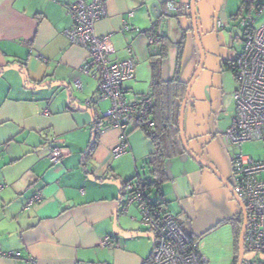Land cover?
<instances>
[{"label": "crops", "instance_id": "1", "mask_svg": "<svg viewBox=\"0 0 264 264\" xmlns=\"http://www.w3.org/2000/svg\"><path fill=\"white\" fill-rule=\"evenodd\" d=\"M75 1L0 0V251L18 253L0 256V264H145L155 246L156 237L141 225L137 206L123 204L125 182L144 170L154 147L130 119L124 129L128 149L111 156L121 133L107 127L104 113L110 102L96 97L98 68L86 49L64 34L72 26L67 7ZM166 1L177 13H163ZM188 1H106L107 14L95 23V33L109 35L103 46L110 61L131 59L133 73L122 81L128 100L153 99L156 82L190 80L199 52L192 26L180 19L190 18L189 7L181 8ZM236 1L196 2L204 63L212 61L220 71L242 45L238 16L249 14L256 25L264 20V5L256 9ZM153 2L159 3V16L151 10ZM197 92L200 97L189 96L184 111L188 145L194 137L206 139L205 133L219 139L235 114L215 131L213 119H206L208 99L201 97L206 92ZM54 144L65 152L56 163L48 158ZM165 168L167 180L158 196L181 229L196 244L205 237L212 242L225 238L236 248L241 208L232 192L186 153L168 158ZM35 193L40 200L25 207ZM106 236L111 244L102 246Z\"/></svg>", "mask_w": 264, "mask_h": 264}, {"label": "built area", "instance_id": "2", "mask_svg": "<svg viewBox=\"0 0 264 264\" xmlns=\"http://www.w3.org/2000/svg\"><path fill=\"white\" fill-rule=\"evenodd\" d=\"M106 1L76 0L70 4L67 12L72 20V26L66 29L64 34L71 44L85 48L90 61L98 68L96 97L98 100L110 102L104 113L107 127L117 128L121 133V141L110 151L112 157H117L129 147L124 129L130 119L153 126L147 113L152 105V99L142 96L128 100L124 95L122 81L133 73L131 59L122 57L110 61L108 51L103 46L109 35L99 36L95 33V23L107 14ZM244 2L251 4L253 1L244 0ZM187 7H189L187 4L181 5V8ZM177 11L178 8L173 2L166 1L163 11L165 15H172ZM237 23L242 28L243 34L241 48L232 61L236 80L235 114L231 117L229 125L217 134L225 144L233 146L251 140L264 143V21L256 25L249 14H242L238 16ZM158 38V35L150 37L149 42ZM129 52L130 49H127V53ZM85 101L88 103L90 99ZM64 154V149L54 144L49 150L48 158L50 162L56 163ZM230 163L232 195L243 204L246 213L244 254L249 252L262 256L261 259L242 261L241 264H264V158L255 160L237 152L232 156ZM39 200V193H35L26 200L25 207ZM123 204L125 207L136 205L140 213L141 225L152 231L156 237L149 264L206 262V258L198 253L196 242L180 228L169 212L157 207L156 200L141 182L132 180L124 185ZM100 244L107 246L111 241L106 236ZM3 255L17 257L18 253L0 251V256Z\"/></svg>", "mask_w": 264, "mask_h": 264}, {"label": "rangeland", "instance_id": "3", "mask_svg": "<svg viewBox=\"0 0 264 264\" xmlns=\"http://www.w3.org/2000/svg\"><path fill=\"white\" fill-rule=\"evenodd\" d=\"M196 2H199V0H196ZM236 2H238V0ZM178 4L179 2H177V5ZM197 18L198 13L196 12V21ZM180 19L183 21V23L192 26L191 18L185 15H181ZM193 40L195 43L194 35ZM239 45L240 41H237L235 43V47L238 48L237 46ZM213 65L214 63L212 61L205 60L204 67L202 68L199 76L196 78L191 88L190 96L200 97V94L197 91L198 89L199 91L204 89V91L206 92L205 96L202 95L201 97L205 98V100L208 99L206 119H213L212 121L214 123V127L216 128L215 131H220V129L223 130L230 116L235 112V108L233 107V95L236 87V80L234 74L228 69H225V67H222V71H220L217 67H214ZM208 68L213 69L212 71L214 72L211 73L210 71H208ZM209 86H211L210 91H208ZM188 114L189 112L187 109L185 115V127H187ZM204 136L207 138L205 139L204 137H202V135H200L190 139L188 146L197 155L212 162L230 183L232 182L230 160L235 153L240 152L244 155H248L249 157L255 160L264 158V143L262 141L251 140L233 146L225 144L221 139L214 138L213 134L205 133ZM203 142L205 145L201 146V143ZM224 236L226 237L227 235L225 234ZM210 240L213 239L205 237L197 243L199 252L203 255V257L206 258V262L204 264L235 263L237 259L236 255L238 240H236V248H233V246L230 245V242L226 243L225 238H223V240H217L215 242H212ZM261 258V255H253L249 252H246L243 256V261H251Z\"/></svg>", "mask_w": 264, "mask_h": 264}, {"label": "trees", "instance_id": "4", "mask_svg": "<svg viewBox=\"0 0 264 264\" xmlns=\"http://www.w3.org/2000/svg\"><path fill=\"white\" fill-rule=\"evenodd\" d=\"M240 1L241 5L247 4L244 0ZM252 1L253 2L247 6L254 4L256 9H258L259 6L264 5L262 1L257 4L254 3V0ZM249 9L250 8H248V10ZM223 66L234 74L232 62H223ZM187 83L170 81L156 82L153 84L151 95L153 99L149 96L152 99V105L148 108L147 112L149 117L151 116L150 118L153 122V126L150 127L141 122L137 123V126L150 139L154 150L147 156L144 170L139 169L131 180L125 182V184L132 180L141 182L146 191L156 200L157 207H161L165 212L168 211L164 209V201L158 196V194L160 195L159 188L161 184L167 180L165 168L167 159L173 155L185 153L179 135L178 116ZM93 146L94 143L89 145V152L92 150ZM241 223L240 220V224ZM237 235H239V232ZM189 237L192 241H195L193 236ZM236 240H238V236ZM151 255L146 260L145 264L150 263Z\"/></svg>", "mask_w": 264, "mask_h": 264}, {"label": "water", "instance_id": "5", "mask_svg": "<svg viewBox=\"0 0 264 264\" xmlns=\"http://www.w3.org/2000/svg\"><path fill=\"white\" fill-rule=\"evenodd\" d=\"M164 1V0H163ZM195 3L196 0H190L189 2V9H190V18L192 21V30H193V35L195 38V43L199 52V61L197 64V67L191 76L190 80L187 83L185 94L183 96L181 105H180V110H179V134H180V139L184 148L185 153L196 163H198L201 166H204L205 168L209 169L211 172H213L221 181L222 183L232 192L231 184L230 182L221 174V172L216 168V166L204 159L201 158L199 155H197L187 144V140L184 134V128H183V117H184V111L186 107V103L188 101V98L190 96V91L191 88L196 80V78L199 76L203 66H204V51L202 49V46L200 44V38L199 34L197 32V23H196V9H195ZM151 10L155 16L160 15V7L158 2H153L151 4ZM234 199L238 202L241 208V227L238 235V242H237V259L235 264H241L243 261V256H244V231H245V226H246V213H245V208L243 204L234 196Z\"/></svg>", "mask_w": 264, "mask_h": 264}]
</instances>
